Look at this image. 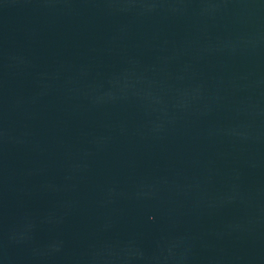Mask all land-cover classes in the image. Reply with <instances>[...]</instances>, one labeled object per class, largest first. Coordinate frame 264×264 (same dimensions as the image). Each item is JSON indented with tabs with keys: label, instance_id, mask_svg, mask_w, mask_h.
Returning a JSON list of instances; mask_svg holds the SVG:
<instances>
[{
	"label": "water",
	"instance_id": "1",
	"mask_svg": "<svg viewBox=\"0 0 264 264\" xmlns=\"http://www.w3.org/2000/svg\"><path fill=\"white\" fill-rule=\"evenodd\" d=\"M0 264H264V0H0Z\"/></svg>",
	"mask_w": 264,
	"mask_h": 264
}]
</instances>
